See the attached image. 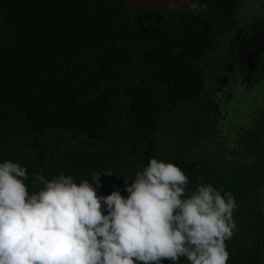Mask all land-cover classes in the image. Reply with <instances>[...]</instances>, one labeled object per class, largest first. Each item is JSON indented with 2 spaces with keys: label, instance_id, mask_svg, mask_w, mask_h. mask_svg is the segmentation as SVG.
Returning <instances> with one entry per match:
<instances>
[{
  "label": "trees",
  "instance_id": "16d2710c",
  "mask_svg": "<svg viewBox=\"0 0 264 264\" xmlns=\"http://www.w3.org/2000/svg\"><path fill=\"white\" fill-rule=\"evenodd\" d=\"M239 5L200 0L171 15L136 9L146 36L120 0H0V169L10 171L27 213L15 232L37 219L28 213L40 188L42 212L49 207L41 225L0 245V264H129L137 247L177 234L205 236L216 264H254L264 218L234 211L264 193V179L219 181L159 153L163 120L199 100L205 67L215 68L227 39L250 27L238 22ZM257 79L241 87L240 100L212 98L213 128L244 122L264 131L262 71ZM101 176L132 187L113 191Z\"/></svg>",
  "mask_w": 264,
  "mask_h": 264
},
{
  "label": "rangeland",
  "instance_id": "374dc122",
  "mask_svg": "<svg viewBox=\"0 0 264 264\" xmlns=\"http://www.w3.org/2000/svg\"><path fill=\"white\" fill-rule=\"evenodd\" d=\"M237 19L244 27L263 20L264 0H240ZM262 63L264 64V59ZM204 71L206 84L199 100L182 107L175 117L163 120L160 129V156L166 162H182L191 165L219 181L237 179L246 181L247 179V184L262 181L264 179V131L244 122L236 123L230 129L228 126L222 130L218 127L213 128L212 119L216 114L212 108L214 103L212 98L217 86L215 68L208 66ZM257 112L259 116L262 114L260 119L264 118V105L260 103ZM236 113L238 111L233 112L232 116L234 117ZM261 124L264 125V120ZM251 196L240 199L234 211L236 217L240 213L250 211L248 210L250 208L255 214L257 210L260 214L264 212V207L261 205L264 203V193L256 191ZM48 210L49 207L43 212L45 217L48 216ZM240 220L242 221V218ZM205 238L202 235L193 238L183 234L166 237L137 247L136 251L129 256L128 262L129 264H215V253L210 255V252H214V244L211 242L208 244ZM203 247L204 250H201L203 256L193 253L197 249L200 251ZM229 262L225 259L226 264Z\"/></svg>",
  "mask_w": 264,
  "mask_h": 264
},
{
  "label": "flooded vegetation",
  "instance_id": "af4514ba",
  "mask_svg": "<svg viewBox=\"0 0 264 264\" xmlns=\"http://www.w3.org/2000/svg\"><path fill=\"white\" fill-rule=\"evenodd\" d=\"M232 41L235 43L230 45L233 43ZM261 48H264V19L250 25L246 30L239 31L236 34V38L227 39L226 45L222 48L224 58L218 61L217 67H215V81L217 84L216 90H214L215 98L218 97L224 104L229 103L233 96L240 100L242 98L240 95L242 92L241 87L245 86V89L249 90L253 84H257L259 73L261 71L264 73V64L261 63L264 59V49ZM228 49L231 50L228 51ZM238 88H240V92ZM20 141L23 140L20 139ZM20 141L18 140L17 143H20ZM23 146L27 150V146ZM98 181H101V183L111 190L122 194L128 192L132 187L129 183H125L114 177L106 178L101 176L98 178ZM14 182L9 170L0 169V225L11 229L15 235H18L20 231L15 232V229L19 226V221L23 219L22 213L24 215L27 213L21 209L22 204L20 200L22 199L20 193L16 190ZM41 203L42 200L33 207L34 212L29 211V217L37 216V219L30 224L36 223V226H39L43 222L45 217L41 207L46 203ZM24 215L23 217L26 218ZM30 224H27L25 228ZM19 264H22V262L19 261Z\"/></svg>",
  "mask_w": 264,
  "mask_h": 264
},
{
  "label": "water",
  "instance_id": "95a60500",
  "mask_svg": "<svg viewBox=\"0 0 264 264\" xmlns=\"http://www.w3.org/2000/svg\"><path fill=\"white\" fill-rule=\"evenodd\" d=\"M120 1L124 4L128 13L133 18H135L137 20H141L145 23L146 36H148V29H147L146 20L141 18L140 16H138L134 12V10L139 9V10H143V11L154 13V14L171 15V14H175V13L181 11L182 9H184L187 6H190L194 3H197L200 0H120ZM148 45H149V43L146 42L144 53L142 54V57H141L139 63L127 75L125 86L121 90V93L119 95L120 97L122 96L123 91L125 90V88L127 87L128 83H129L130 76L141 66L142 62L144 61L145 53L147 51ZM126 110H127V104L124 100V107H123L122 115H123L125 124H124L123 129H125L128 125V120L126 118ZM83 141H84V139L78 141L72 147L65 148L59 154L49 155L48 160H47V164L50 163V160L52 157H60V156L64 155L66 152L76 149L80 144L83 143ZM94 142H97V140ZM47 169H48V165H46V170ZM46 170H45V172H46ZM38 182H39V180H37L36 185H38ZM40 194H41V198H42L41 204H45L46 203V197L44 196L43 190L41 188H40ZM36 225H37L36 223L28 225L24 229V231L20 232L18 235H15L11 231V229H7L6 227H3L0 225V244L10 245V244L16 243L22 236H24L29 231V229L31 227H34Z\"/></svg>",
  "mask_w": 264,
  "mask_h": 264
},
{
  "label": "crops",
  "instance_id": "0c3cea01",
  "mask_svg": "<svg viewBox=\"0 0 264 264\" xmlns=\"http://www.w3.org/2000/svg\"><path fill=\"white\" fill-rule=\"evenodd\" d=\"M263 207H264V203H262L261 204ZM258 209V208H257ZM264 212L262 213V214H260V221H261V223H262V220H263V218H264ZM246 231H250V230H246ZM256 233V232H255ZM254 233V234H255ZM259 233H261V235H263L264 234V225L263 224H261V226H259ZM256 234H258V233H256ZM264 236V235H263ZM259 247H260V250H257L258 249V245H257V243L255 242V246H253V251H254V253L258 256L257 257V260H255L254 261V264H264V239L262 240V241H260V244H259ZM230 256L232 257L233 255L232 254H230ZM237 260L239 261V260H241V257L239 256V253L237 254ZM242 261V260H241ZM223 264H226V263H224V262H222ZM232 263V262H231ZM230 263V264H231ZM216 264V263H215ZM236 264H238L237 262H236Z\"/></svg>",
  "mask_w": 264,
  "mask_h": 264
}]
</instances>
